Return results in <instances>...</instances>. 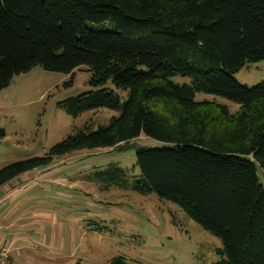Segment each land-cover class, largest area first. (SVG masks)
Instances as JSON below:
<instances>
[{
    "label": "trees",
    "instance_id": "obj_1",
    "mask_svg": "<svg viewBox=\"0 0 264 264\" xmlns=\"http://www.w3.org/2000/svg\"><path fill=\"white\" fill-rule=\"evenodd\" d=\"M264 60V0H0V90L36 66L72 73L88 67L90 91L64 102L84 111L120 110L84 127L42 156L0 169V188L79 150L118 148L140 135L172 147L138 148L132 188L175 204L222 243L218 264H264V78L232 75ZM175 76L188 77L177 84ZM223 97L226 106L194 101ZM128 172L101 173L113 184ZM133 174V173H132ZM109 264H127L114 257Z\"/></svg>",
    "mask_w": 264,
    "mask_h": 264
},
{
    "label": "rangeland",
    "instance_id": "obj_2",
    "mask_svg": "<svg viewBox=\"0 0 264 264\" xmlns=\"http://www.w3.org/2000/svg\"><path fill=\"white\" fill-rule=\"evenodd\" d=\"M232 78L241 85H256L264 78V60L245 63ZM90 79L86 66L69 74L36 66L13 77L0 90V169L42 156L72 132L86 126L95 130L117 117L120 110L106 108L77 117L66 112V100L102 88L115 92L121 103L126 99L127 92L117 90L110 81L92 87ZM172 81L190 83L181 76ZM194 101L223 105L230 113L239 110L237 103L203 92L195 93ZM163 147L172 144L140 135L118 148L75 151L56 158L46 170H34L7 183V193L0 194V209L7 205L17 209L13 226L23 230L24 257L38 264L57 259L66 260L65 264H109L114 257H122L127 264H218L223 257L217 237L175 204L132 188V178L138 175L137 149ZM111 169L128 172L120 177V185L101 177ZM256 174L264 189V172L256 167ZM11 192L15 194L12 204ZM2 240L0 246L8 247L11 260L10 246Z\"/></svg>",
    "mask_w": 264,
    "mask_h": 264
},
{
    "label": "crops",
    "instance_id": "obj_3",
    "mask_svg": "<svg viewBox=\"0 0 264 264\" xmlns=\"http://www.w3.org/2000/svg\"><path fill=\"white\" fill-rule=\"evenodd\" d=\"M42 170H40L41 172ZM9 184L4 185V187L2 188V192H0V194H5V192L7 193V190L9 189L8 187ZM4 188H7L6 190H3ZM14 195L12 192L9 195L10 198V204H12V200H14ZM9 205H7L6 207H2L0 209V238H2V241H6L8 243L9 247V255L11 257V260L15 263V264H38L36 261L30 260L29 258H25L24 255L22 254L23 251V246L21 245V243L25 242L24 240V233L23 230L21 231L19 227H15L13 226V211L15 213L14 208H10L8 207ZM19 211V208H18ZM17 214H22L20 212H17ZM70 259H67V261L69 262ZM66 260H54L51 262H48L49 264H65Z\"/></svg>",
    "mask_w": 264,
    "mask_h": 264
},
{
    "label": "built area",
    "instance_id": "obj_4",
    "mask_svg": "<svg viewBox=\"0 0 264 264\" xmlns=\"http://www.w3.org/2000/svg\"><path fill=\"white\" fill-rule=\"evenodd\" d=\"M0 264H13L8 258V247L0 246Z\"/></svg>",
    "mask_w": 264,
    "mask_h": 264
}]
</instances>
